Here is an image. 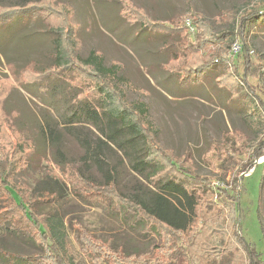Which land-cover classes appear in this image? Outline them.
<instances>
[{
	"label": "trees",
	"instance_id": "trees-1",
	"mask_svg": "<svg viewBox=\"0 0 264 264\" xmlns=\"http://www.w3.org/2000/svg\"><path fill=\"white\" fill-rule=\"evenodd\" d=\"M118 2L119 16L128 24L137 26L140 32L167 38L163 48L172 53L161 67L177 78L181 88L202 83L212 72L215 84L224 88L231 100L242 97V91L255 101V104L248 102V106L240 105L238 110L246 130H233L234 143L230 139L215 145L231 157L227 156L230 161H235V153H245L250 163L263 157L264 56L252 47L249 37L254 28L264 31V0L255 1L241 13L236 8L221 10L225 26L220 29L195 12L167 22L135 0ZM55 3L60 5L59 9H55ZM72 12L66 2L56 0H23L16 4L0 0V28L10 18L33 14L48 25L52 34L51 62L41 65L30 60L17 75L18 83L35 84L40 92H48L56 85L74 110L65 127L71 129L75 124L88 123L98 134L88 138L82 131L73 132L85 148L81 158L88 159L93 167L86 169L64 163L63 179H58L59 182L67 183L77 196L106 203L113 214L144 223L146 232L157 233L162 244L156 249L165 264H217L222 258L228 259V264H264L260 258L263 253L237 231L238 183L233 182L232 187L228 183L227 186L215 184L210 177L197 173L189 151L179 155L162 144L149 103L129 100L118 84L125 82L136 89L123 75L124 63L113 60L107 64L105 54L99 49H91L87 55L77 51L78 28L68 23V16L64 17ZM60 16L63 18L59 19ZM187 18L195 27L194 34L185 24ZM236 41L241 50L233 54L231 49ZM238 57L243 61L241 73L235 63ZM252 78L256 83L251 82ZM7 94H0V147L9 160L6 167L0 168V228L27 235L43 247V253L19 257L0 247V254L6 256L9 264L19 258L30 264H47L48 259L53 264H70L55 239L57 226L50 221L55 220L58 212L56 201L62 184L56 178H43L31 193L22 184L12 182V174L25 170L38 148L33 136L16 127L17 112L5 110ZM57 134L55 127L49 126L52 147L64 156L58 148ZM18 135L19 141L13 143ZM121 161L127 162L134 174L129 190L120 182ZM39 202L49 206L44 215L37 211ZM261 227L264 231L262 222ZM76 230L78 253L89 262L153 264L152 256H146L143 263L129 261L124 250L114 248L109 240L95 236L84 227Z\"/></svg>",
	"mask_w": 264,
	"mask_h": 264
},
{
	"label": "rangeland",
	"instance_id": "rangeland-1",
	"mask_svg": "<svg viewBox=\"0 0 264 264\" xmlns=\"http://www.w3.org/2000/svg\"><path fill=\"white\" fill-rule=\"evenodd\" d=\"M5 1L16 4L23 0ZM56 1L66 2L72 8V15L66 13L64 17L68 16V23L72 22L78 28L80 42L77 51L80 54L87 55L91 49H99L105 54L107 64L113 60L124 63L123 75L136 85V89L125 82L118 84L129 100L149 103L162 144L179 155L189 151L197 173L210 177L215 184L227 186L228 183L232 187L233 182L238 183L237 231L253 248L263 253L260 258L264 260V231L261 227L262 222L264 228V156L250 163L245 153H235V161H230L228 155L221 153L215 145L221 140L229 142L234 129L246 130L238 110L240 105L248 106V102L255 104V101L242 91L240 95L243 98L231 100L229 93L215 84L212 72L206 75L202 83L181 88L177 78L161 67V63L167 61L172 53V50L163 48L167 38L140 32L137 26L128 24L119 16L118 0ZM255 1L135 0L151 14L167 22L195 12L213 22L217 29L225 26L221 10L236 8L241 13ZM54 7L59 9L60 5L55 3ZM28 15L10 18L0 28V94L8 93L5 110L17 112L18 117L14 119L16 127L33 136L38 148L29 166L11 176L14 184H22L32 193L43 178L62 180L64 163L86 169L93 167L92 162L81 158L85 148L73 132L82 131L88 138H95L98 134L88 123L75 124L71 129L65 127L74 110L56 85L55 90L40 92L35 84L21 86L18 83L17 75L30 60L41 65L49 64L52 60L53 41L48 25L39 16ZM249 39L252 47L264 56V31L254 28ZM217 49L221 50V46ZM235 63L241 73L244 68L242 58L238 57ZM251 82L256 83V79L252 78ZM49 126L55 127L58 148L64 156L55 152L56 147L53 149L48 136ZM19 137L16 136L13 143L19 141ZM8 161L0 147V168L6 167ZM119 163L120 182L124 189L129 190L134 174L127 162ZM245 164H248L246 169ZM67 185L61 186L59 200L56 201L58 212L54 215L55 220L50 221L57 226L58 238L55 236V239L70 264H94L78 253L75 241L77 227H84L95 236L109 240L114 248L124 250L129 261L143 263L146 256H152L153 264H165L162 254L156 249L162 244L157 233L146 232L144 223L132 222L121 214H113L104 202L77 196ZM48 210L49 206L45 203L37 204L39 214L44 215ZM0 247L19 257L43 253L41 245L7 227L0 228ZM19 259L14 264H30L25 259ZM228 262V259L222 258L217 264ZM46 263L53 264V260L48 259ZM0 264H9L2 254Z\"/></svg>",
	"mask_w": 264,
	"mask_h": 264
},
{
	"label": "built area",
	"instance_id": "built-area-1",
	"mask_svg": "<svg viewBox=\"0 0 264 264\" xmlns=\"http://www.w3.org/2000/svg\"><path fill=\"white\" fill-rule=\"evenodd\" d=\"M185 24L189 28V31L191 32V34H194L195 33V27H194V25L192 24V22H191V20L189 18L185 19ZM240 50H241V45H240L239 42L236 41L233 44V47L231 49V52L233 54H237ZM216 184H218V183H216Z\"/></svg>",
	"mask_w": 264,
	"mask_h": 264
},
{
	"label": "water",
	"instance_id": "water-1",
	"mask_svg": "<svg viewBox=\"0 0 264 264\" xmlns=\"http://www.w3.org/2000/svg\"><path fill=\"white\" fill-rule=\"evenodd\" d=\"M262 161H264V157L262 158ZM262 161H261V162H262Z\"/></svg>",
	"mask_w": 264,
	"mask_h": 264
}]
</instances>
